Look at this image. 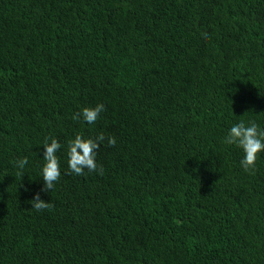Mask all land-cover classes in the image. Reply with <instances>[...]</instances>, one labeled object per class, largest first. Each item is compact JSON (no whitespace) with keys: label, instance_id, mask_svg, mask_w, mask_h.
<instances>
[{"label":"trees","instance_id":"trees-1","mask_svg":"<svg viewBox=\"0 0 264 264\" xmlns=\"http://www.w3.org/2000/svg\"><path fill=\"white\" fill-rule=\"evenodd\" d=\"M241 120L264 129V0H0V264H264V151L249 174L224 143ZM79 133L116 137L103 175L71 173Z\"/></svg>","mask_w":264,"mask_h":264},{"label":"clouds","instance_id":"clouds-1","mask_svg":"<svg viewBox=\"0 0 264 264\" xmlns=\"http://www.w3.org/2000/svg\"><path fill=\"white\" fill-rule=\"evenodd\" d=\"M104 111L105 106L98 103L84 107L80 113L74 114L72 119H83V121L93 124L99 120L100 114ZM80 134H76L75 138L68 142V167L71 173L81 176L87 170L88 172H98L103 175V166L98 165L96 162L98 149L105 140L109 147H114L116 137H105L104 133H100L95 138H84ZM224 143L235 145L243 150L244 158L240 161L241 166L245 172L254 174L257 156L264 151V129H261L254 121H249L246 125L241 120L230 128ZM43 147L45 149L43 154L45 164L42 168V178L44 180L42 191L49 192L54 189L56 182L61 176L60 162L57 156V152L61 149V144L57 139L52 138L50 143L46 140ZM27 163V157L15 161L16 167L19 169L18 175H24L23 169ZM30 203L37 212L54 207L51 202L42 200L39 193L35 194Z\"/></svg>","mask_w":264,"mask_h":264}]
</instances>
